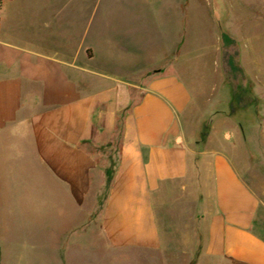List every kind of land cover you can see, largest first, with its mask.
<instances>
[{
    "label": "crops",
    "instance_id": "1",
    "mask_svg": "<svg viewBox=\"0 0 264 264\" xmlns=\"http://www.w3.org/2000/svg\"><path fill=\"white\" fill-rule=\"evenodd\" d=\"M94 59L83 44H0V159L19 174L0 175V197L37 192L60 239L97 229L148 255L264 264V187L225 152L234 127L207 121L162 66L129 80Z\"/></svg>",
    "mask_w": 264,
    "mask_h": 264
},
{
    "label": "rangeland",
    "instance_id": "2",
    "mask_svg": "<svg viewBox=\"0 0 264 264\" xmlns=\"http://www.w3.org/2000/svg\"><path fill=\"white\" fill-rule=\"evenodd\" d=\"M2 42L83 44L94 67L129 80L162 66L182 78L207 121L219 115L215 122L234 127L225 152L264 187V0H0ZM13 163L0 159V175H19ZM13 186L0 197V264H196L194 253L113 245L97 229L60 239L53 205Z\"/></svg>",
    "mask_w": 264,
    "mask_h": 264
}]
</instances>
